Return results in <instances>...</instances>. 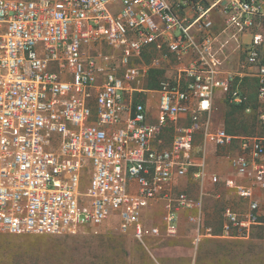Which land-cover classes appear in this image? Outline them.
<instances>
[{
	"label": "built area",
	"instance_id": "built-area-1",
	"mask_svg": "<svg viewBox=\"0 0 264 264\" xmlns=\"http://www.w3.org/2000/svg\"><path fill=\"white\" fill-rule=\"evenodd\" d=\"M232 55L238 69L226 68ZM217 89L236 103L253 93L245 111L264 128V0H0V234H70L116 217L144 244L175 236L178 212L195 209L194 243L248 239L264 226V134L213 127ZM234 143L221 156L231 172L208 174L207 147ZM189 172L201 195L208 179L239 199L218 234L201 231V196L173 192ZM155 202L162 225L142 216Z\"/></svg>",
	"mask_w": 264,
	"mask_h": 264
},
{
	"label": "rangeland",
	"instance_id": "rangeland-1",
	"mask_svg": "<svg viewBox=\"0 0 264 264\" xmlns=\"http://www.w3.org/2000/svg\"><path fill=\"white\" fill-rule=\"evenodd\" d=\"M102 50L110 52L107 47H102ZM251 86L249 80L241 84V89H249ZM221 118L225 129H230L236 135L264 134V128L257 122L253 112L231 107L228 99L215 110L211 121ZM197 136L195 146L201 149L202 139ZM235 148L236 143L230 147L216 148L214 154L210 153L209 161L206 156L207 173H217L215 165L227 163L221 156ZM179 180L174 193L184 191L193 199L201 196V231L209 227L212 233H218L225 201L224 196L220 200L216 194L222 195L225 190L211 185L205 179L204 194L201 195V182L191 172ZM153 208L142 214L143 219L162 225L163 206ZM195 211L186 210L180 236H177L178 232L175 236L162 235L157 238L158 246L170 245L167 264H264V226L255 227L248 239L204 236L198 243H194V225L187 220V215ZM152 242L153 238L142 244L130 234L120 232L117 218L109 217L97 225H83L70 234H0V264H163L154 259L151 253ZM11 252L25 256L10 257Z\"/></svg>",
	"mask_w": 264,
	"mask_h": 264
},
{
	"label": "crops",
	"instance_id": "crops-1",
	"mask_svg": "<svg viewBox=\"0 0 264 264\" xmlns=\"http://www.w3.org/2000/svg\"><path fill=\"white\" fill-rule=\"evenodd\" d=\"M213 18H214V22H215V29H220L222 26L221 16L220 15H213ZM155 54H157V50H155L153 47H149L145 51V53H143L142 59H143V61H148L150 59V57L155 55ZM239 59L240 58H238V55H232L231 59L226 63V68L238 69L240 66V60ZM246 81H249V79L247 77H243L241 79V84L245 83ZM227 99H228L227 93L223 92L222 90L217 89L214 92V96L212 99V106L210 109V119L212 117H214L215 110L219 109L223 105L224 100L226 101ZM228 101L230 104H239L236 102H231L229 99H228ZM145 102H146V121L147 122H154L156 119L157 111H158V96H157V94L149 95L146 98ZM218 121L217 120L215 122L211 121L212 126L213 127H222L225 129L223 118H221ZM171 133H172V131L170 128H166L164 130V132L162 134V140H163L162 145L163 146L168 144V142L171 138ZM197 135H199V134H197ZM215 150H216V148L213 147L212 145H209L207 147V151H206L207 161H209L208 158L211 156L210 153L214 154ZM207 164H208V162H207ZM214 169L217 171V173H220V174H228L231 172L230 166L225 162H223L217 166L215 165ZM178 181H180L179 178H176L174 180L173 192L175 190H177L176 185L178 184ZM219 188L224 190V188H222V187H219ZM216 196L219 197L220 200H221V197L224 196L223 200L225 201V204L228 203V204H231L233 206L238 205V200H239L238 197L229 195L225 191L222 193V195L216 194ZM256 196L259 198V200L262 203H264V191H257ZM157 206L162 207L163 203L162 202L151 203L150 205H148L147 207H145L143 209V214L150 212L151 210L154 209L153 207H157ZM185 212H186V209H182L178 212V232L179 233L177 232L178 233V235L176 234L177 236H180V234L182 233L181 226H182V221L184 220L183 218L185 217ZM221 221H222V216H221ZM180 222H181V225H180ZM220 225H221V223H220ZM219 232H220V230H219ZM161 233H162V231H161ZM218 233H215V234H218ZM162 235H163V233L160 236H162ZM159 237H153L151 253H152L155 260L161 261L163 264H167L166 262L168 261V257L170 254V252L168 251V249L170 248V245L166 244L164 246H158L157 245V243H158L157 238H159ZM149 239H152V238H149ZM232 240H240V239H232ZM218 264H224V263H218Z\"/></svg>",
	"mask_w": 264,
	"mask_h": 264
},
{
	"label": "trees",
	"instance_id": "trees-1",
	"mask_svg": "<svg viewBox=\"0 0 264 264\" xmlns=\"http://www.w3.org/2000/svg\"><path fill=\"white\" fill-rule=\"evenodd\" d=\"M147 85L148 86H155V82L150 81ZM252 100H254L253 93L249 94V98H248L247 103L230 104V105H231V107H236V108L239 107V108H243V109H245V107L247 105H250V106L254 107V103H252V104L250 103ZM226 131L228 133H230V134L236 135V134L232 133V131L230 129H226ZM9 256L10 257H12V256H14V257H22V256H25V255H22V253H15V252L13 253V252H11V254ZM15 264H18V263H15Z\"/></svg>",
	"mask_w": 264,
	"mask_h": 264
}]
</instances>
